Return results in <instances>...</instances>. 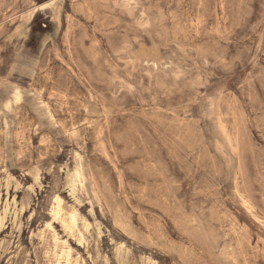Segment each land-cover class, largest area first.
<instances>
[{
  "label": "rangeland",
  "instance_id": "obj_1",
  "mask_svg": "<svg viewBox=\"0 0 264 264\" xmlns=\"http://www.w3.org/2000/svg\"><path fill=\"white\" fill-rule=\"evenodd\" d=\"M67 254L264 264V0H0V264Z\"/></svg>",
  "mask_w": 264,
  "mask_h": 264
},
{
  "label": "bare ground",
  "instance_id": "obj_2",
  "mask_svg": "<svg viewBox=\"0 0 264 264\" xmlns=\"http://www.w3.org/2000/svg\"><path fill=\"white\" fill-rule=\"evenodd\" d=\"M16 97H17V95H16ZM75 178L77 179V181L79 183L81 182V180H80L81 175L79 173L75 172ZM60 204H61L60 198L55 196L53 198V209H52L53 216H55V217H60ZM68 216H69V214H68ZM70 222H71L72 226L75 225V220H74L73 216L70 217ZM49 228H50V226H49ZM69 256H70L69 254H67L65 256L57 255L55 264H72Z\"/></svg>",
  "mask_w": 264,
  "mask_h": 264
}]
</instances>
